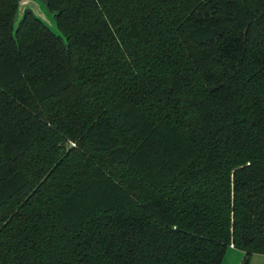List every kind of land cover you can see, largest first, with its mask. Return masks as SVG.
<instances>
[{"label":"trees","instance_id":"obj_1","mask_svg":"<svg viewBox=\"0 0 264 264\" xmlns=\"http://www.w3.org/2000/svg\"><path fill=\"white\" fill-rule=\"evenodd\" d=\"M0 0V264L264 255V0Z\"/></svg>","mask_w":264,"mask_h":264},{"label":"rangeland","instance_id":"obj_2","mask_svg":"<svg viewBox=\"0 0 264 264\" xmlns=\"http://www.w3.org/2000/svg\"><path fill=\"white\" fill-rule=\"evenodd\" d=\"M32 3H35L33 10L36 13V15L39 16L40 19L46 24V26L53 32L54 34L58 36H63L62 33L58 30L54 15L50 13L45 5L39 1V0H30ZM261 255H255L252 257V261H255L256 259H261Z\"/></svg>","mask_w":264,"mask_h":264},{"label":"crops","instance_id":"obj_3","mask_svg":"<svg viewBox=\"0 0 264 264\" xmlns=\"http://www.w3.org/2000/svg\"><path fill=\"white\" fill-rule=\"evenodd\" d=\"M252 255L248 258L247 262L244 263V255L241 251L234 248H229L223 258L222 264H264V255H261V259L252 261Z\"/></svg>","mask_w":264,"mask_h":264},{"label":"water","instance_id":"obj_4","mask_svg":"<svg viewBox=\"0 0 264 264\" xmlns=\"http://www.w3.org/2000/svg\"><path fill=\"white\" fill-rule=\"evenodd\" d=\"M19 1H20V3H19V7H18V11H17V17H16V20L14 23V27L18 26V24H19L20 20L22 19L25 11H30L36 18H38L39 20L42 21V19H40L39 16L36 15V13L33 10L35 3H32L30 0H19Z\"/></svg>","mask_w":264,"mask_h":264},{"label":"built area","instance_id":"obj_5","mask_svg":"<svg viewBox=\"0 0 264 264\" xmlns=\"http://www.w3.org/2000/svg\"><path fill=\"white\" fill-rule=\"evenodd\" d=\"M230 248H233V246L231 245Z\"/></svg>","mask_w":264,"mask_h":264}]
</instances>
